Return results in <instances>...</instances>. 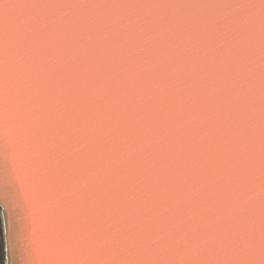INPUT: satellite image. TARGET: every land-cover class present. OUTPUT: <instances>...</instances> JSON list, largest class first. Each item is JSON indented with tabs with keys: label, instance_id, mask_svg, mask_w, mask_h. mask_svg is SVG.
Masks as SVG:
<instances>
[{
	"label": "water",
	"instance_id": "obj_1",
	"mask_svg": "<svg viewBox=\"0 0 264 264\" xmlns=\"http://www.w3.org/2000/svg\"><path fill=\"white\" fill-rule=\"evenodd\" d=\"M0 211L5 264H264V0H0Z\"/></svg>",
	"mask_w": 264,
	"mask_h": 264
},
{
	"label": "rangeland",
	"instance_id": "obj_2",
	"mask_svg": "<svg viewBox=\"0 0 264 264\" xmlns=\"http://www.w3.org/2000/svg\"><path fill=\"white\" fill-rule=\"evenodd\" d=\"M0 264H5V241H4V231L3 223L0 211Z\"/></svg>",
	"mask_w": 264,
	"mask_h": 264
},
{
	"label": "snow or ice",
	"instance_id": "obj_3",
	"mask_svg": "<svg viewBox=\"0 0 264 264\" xmlns=\"http://www.w3.org/2000/svg\"><path fill=\"white\" fill-rule=\"evenodd\" d=\"M11 254H12V253H11V249H10V250H9V254H8V255H9V258L11 257Z\"/></svg>",
	"mask_w": 264,
	"mask_h": 264
}]
</instances>
